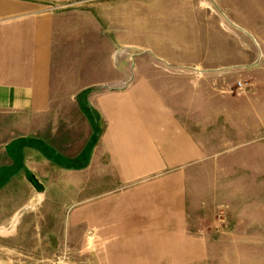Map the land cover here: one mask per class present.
<instances>
[{"label":"crops","instance_id":"0c3cea01","mask_svg":"<svg viewBox=\"0 0 264 264\" xmlns=\"http://www.w3.org/2000/svg\"><path fill=\"white\" fill-rule=\"evenodd\" d=\"M59 257L264 264V0H0V264Z\"/></svg>","mask_w":264,"mask_h":264},{"label":"built area","instance_id":"2783aa9c","mask_svg":"<svg viewBox=\"0 0 264 264\" xmlns=\"http://www.w3.org/2000/svg\"><path fill=\"white\" fill-rule=\"evenodd\" d=\"M245 90H246V84H242V83L238 82L237 85H236V89L233 92H236V93L240 94V93H244ZM53 264H69V263H67L63 259H58Z\"/></svg>","mask_w":264,"mask_h":264},{"label":"rangeland","instance_id":"374dc122","mask_svg":"<svg viewBox=\"0 0 264 264\" xmlns=\"http://www.w3.org/2000/svg\"><path fill=\"white\" fill-rule=\"evenodd\" d=\"M12 117H13V116H12ZM15 118H16V116H15ZM13 133H14V135H15V134H16V130H14ZM8 139H9V137L6 138V140H8ZM58 259H63V260H65L67 263H69V261L66 260V259H64L63 257H59ZM58 259H56V260H58ZM56 260H55V261H56ZM55 261H54V262H55ZM54 262H53V263H54Z\"/></svg>","mask_w":264,"mask_h":264},{"label":"trees","instance_id":"16d2710c","mask_svg":"<svg viewBox=\"0 0 264 264\" xmlns=\"http://www.w3.org/2000/svg\"><path fill=\"white\" fill-rule=\"evenodd\" d=\"M96 140H97V136L95 135V137H94V140H93V141H94V142H96Z\"/></svg>","mask_w":264,"mask_h":264},{"label":"water","instance_id":"95a60500","mask_svg":"<svg viewBox=\"0 0 264 264\" xmlns=\"http://www.w3.org/2000/svg\"><path fill=\"white\" fill-rule=\"evenodd\" d=\"M35 187L37 188V185H35Z\"/></svg>","mask_w":264,"mask_h":264}]
</instances>
